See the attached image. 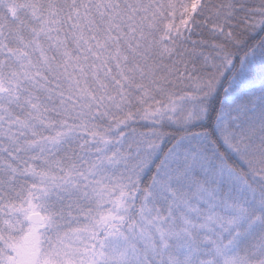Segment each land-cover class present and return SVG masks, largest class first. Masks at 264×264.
I'll return each mask as SVG.
<instances>
[{"label": "snow or ice", "instance_id": "obj_1", "mask_svg": "<svg viewBox=\"0 0 264 264\" xmlns=\"http://www.w3.org/2000/svg\"><path fill=\"white\" fill-rule=\"evenodd\" d=\"M0 264H264V0H0Z\"/></svg>", "mask_w": 264, "mask_h": 264}]
</instances>
